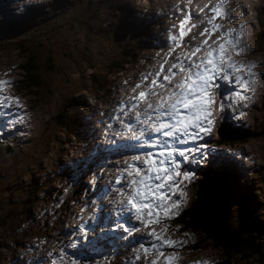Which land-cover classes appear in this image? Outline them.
I'll list each match as a JSON object with an SVG mask.
<instances>
[{"label": "rangeland", "instance_id": "rangeland-1", "mask_svg": "<svg viewBox=\"0 0 264 264\" xmlns=\"http://www.w3.org/2000/svg\"><path fill=\"white\" fill-rule=\"evenodd\" d=\"M219 2L0 0V80L12 82L3 94L19 97L22 105L14 115L0 116V264H137L135 240H121L119 232L110 230L119 206L112 191L118 186L114 184L117 171L135 154L134 149L125 152L123 146H110L113 138L119 139L113 129L123 127L112 117L122 115L118 105L133 95L132 88L141 78L159 70L171 46L169 31L178 33L173 26L183 15L191 10V23L197 27L174 56L203 39L199 33L207 26L205 14L210 15L208 8ZM224 7L228 17L216 23L225 31L244 32L241 46L246 51L233 53V59L256 65L254 91L246 93L249 100L235 105V112L228 108L221 113L216 99L214 127L210 136L198 142L207 144L204 151L210 152L212 163L191 165L196 175L187 185L178 215L193 202L202 174L220 173L226 186L213 203L221 198L216 206L225 214L224 221L222 212L214 210V214L219 225L232 227L245 216L250 221L264 218V0H225ZM119 51H132L133 58L111 76L106 67L112 59L120 60ZM27 54L49 66L40 72L41 87L35 97L20 89L18 82ZM93 78L104 85L103 91H95ZM59 110L70 113L72 121L82 118V123L75 130L60 128L55 122ZM241 112L245 114L240 116ZM221 115L239 118L222 123ZM109 123L112 127L106 130ZM221 131L230 138L215 143ZM102 194V212L95 216ZM170 221H165L166 236L185 242L183 247L166 249L176 252L175 264H222L224 259L228 264H264V237L256 241V252L241 250L225 258L219 249L211 248L203 233L179 225L173 228ZM152 227L160 231L164 225ZM79 229L87 231L91 242L83 243ZM196 243L199 249H192ZM143 263L142 259L139 264Z\"/></svg>", "mask_w": 264, "mask_h": 264}, {"label": "snow or ice", "instance_id": "snow-or-ice-1", "mask_svg": "<svg viewBox=\"0 0 264 264\" xmlns=\"http://www.w3.org/2000/svg\"><path fill=\"white\" fill-rule=\"evenodd\" d=\"M224 3L225 0H220L210 8L205 5L210 15L205 14L207 26L199 33L203 39L174 56L177 48L184 47L185 37L197 27L191 23V10L183 15L178 26H173L178 27V33L169 31L171 46L159 70L144 75L132 88L133 95L118 105L122 115L112 117L119 120L126 131L113 129L119 139L113 138L110 146L134 149L135 154L114 181L120 188L121 200L113 212L116 219L110 230L119 232L121 240L136 241L132 248L137 264L142 259L146 264H175L176 252L166 249L183 247L185 242L166 236L169 225L165 221L174 219L186 200L187 185L196 175L191 165L202 167L212 163L210 152L204 151L207 144L198 143L210 136L214 127L216 116L212 106L219 98L221 113H227L228 108L235 112V105L249 100L246 93L254 91L256 65L233 59V53L241 55L246 51L241 46L244 32L235 28L225 31L222 24L216 23L218 18L228 17ZM205 8L199 11L204 12ZM240 28L243 29V25ZM217 32L219 35L211 40ZM192 40L196 41L197 37L193 36ZM11 86V81L0 80V116L10 117L22 108L19 97L3 94ZM238 118L220 116L222 123ZM22 119L17 117L19 122ZM110 127L111 123L106 130ZM157 224H163V229L157 231L152 227ZM79 231L84 233L83 243L91 242L85 229ZM136 233L143 234L137 237ZM145 240L147 244L143 243ZM149 256L155 258L149 260Z\"/></svg>", "mask_w": 264, "mask_h": 264}, {"label": "trees", "instance_id": "trees-1", "mask_svg": "<svg viewBox=\"0 0 264 264\" xmlns=\"http://www.w3.org/2000/svg\"><path fill=\"white\" fill-rule=\"evenodd\" d=\"M257 20L261 22L258 16ZM262 36L264 38V34ZM129 50H133L132 46H129ZM118 57L120 60L112 59L110 61V66L106 67L107 74L112 76V74L118 72L121 66L131 61L133 53L132 51H119ZM47 65V61L39 64V61L27 54L25 61L20 65V70L22 72L21 80L18 81L20 89L35 97V91L41 87L40 80L42 77L40 72L42 69L47 70L49 68ZM93 85L96 92L103 91L104 85L95 78H93ZM93 98L97 100L100 98V95L96 94ZM55 116V122L64 130L66 128L75 130L83 121L82 118L72 121L70 113L64 110L56 111ZM64 119L68 120L65 121ZM229 138L230 135L228 133L221 131L214 142L222 143L224 139ZM201 179L202 182L200 187L194 192L193 202L185 212L170 221V226L174 228L179 225L184 229L200 231L211 241V248L219 249L225 258L232 253H241V250H255L256 252V241L264 237V218L260 221H250L249 219H245V216L239 218L232 227H228L225 224L223 226L219 225L216 222V219H219V217L214 214V210L222 212L221 207L216 206V204L221 201V198L217 199L216 204L213 203V200L222 194L226 186V181H224L220 173L215 172H205L202 174ZM262 213L264 214V210ZM191 248L199 249V246H197L196 243ZM223 261L222 264H228L225 259Z\"/></svg>", "mask_w": 264, "mask_h": 264}, {"label": "bare ground", "instance_id": "bare-ground-1", "mask_svg": "<svg viewBox=\"0 0 264 264\" xmlns=\"http://www.w3.org/2000/svg\"><path fill=\"white\" fill-rule=\"evenodd\" d=\"M130 94V93H129ZM121 132H125L126 130L124 129V127H122L121 128ZM124 148V151L125 152H128L129 150L127 149V148H125V147H123ZM126 163H127V161H125ZM128 162H130V160L128 161ZM126 163H124V164H126ZM124 164H121V167H123V168H125V165ZM114 166H116V165H114ZM121 170V169H120ZM119 170V172L117 171V175L119 176V175H121V171ZM108 176V175H107ZM111 178H114L112 175H109V179H111ZM114 193H115V196H116V199H118V203H119V201L121 200V195H119L120 194V188H118V186H117V188L116 189H114V190H112ZM103 195L104 194H102L100 197H99V206L97 207V210H96V212H95V216H98V215H100L101 214V201H102V198H103ZM109 197V196H108ZM104 198H106V197H104ZM107 200V199H106ZM114 206V205H113ZM119 206H117V208H118ZM109 209V208H108ZM110 210V209H109ZM111 212V211H110ZM109 212V213H110ZM110 215V214H109ZM112 220V219H111ZM94 224V223H93ZM73 227V226H72ZM94 227V226H93ZM68 231V230H67ZM141 235V234H140ZM82 236V235H81ZM136 242V241H135ZM35 257V256H34ZM27 258V257H26ZM29 258H31V257H28V259ZM144 264V263H143ZM146 264V263H145ZM179 264H181V263H179Z\"/></svg>", "mask_w": 264, "mask_h": 264}, {"label": "water", "instance_id": "water-1", "mask_svg": "<svg viewBox=\"0 0 264 264\" xmlns=\"http://www.w3.org/2000/svg\"><path fill=\"white\" fill-rule=\"evenodd\" d=\"M218 219H216V222L218 223V221H217ZM223 221H224V216H223ZM218 224H220V223H218Z\"/></svg>", "mask_w": 264, "mask_h": 264}]
</instances>
